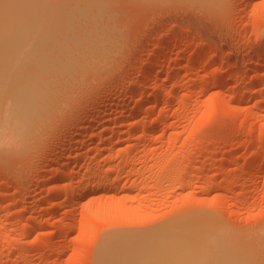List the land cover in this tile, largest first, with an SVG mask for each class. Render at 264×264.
I'll return each instance as SVG.
<instances>
[{
  "label": "rangeland",
  "instance_id": "rangeland-1",
  "mask_svg": "<svg viewBox=\"0 0 264 264\" xmlns=\"http://www.w3.org/2000/svg\"><path fill=\"white\" fill-rule=\"evenodd\" d=\"M39 1L69 23L58 38L73 53L56 37L42 45L45 75L36 51L22 58L33 64L21 63L33 77L22 84L45 97L23 142L8 131L0 141V264H98L107 236L194 214L222 225L218 242L232 236L247 264H264V0ZM226 247L166 261L240 257Z\"/></svg>",
  "mask_w": 264,
  "mask_h": 264
},
{
  "label": "bare ground",
  "instance_id": "bare-ground-1",
  "mask_svg": "<svg viewBox=\"0 0 264 264\" xmlns=\"http://www.w3.org/2000/svg\"><path fill=\"white\" fill-rule=\"evenodd\" d=\"M68 1H70V0H68ZM212 1H214V0H212ZM38 2H40V1L39 0H0V141L2 139L4 141L5 136H7V134L5 136H4V134L8 131V132L12 133V135L15 137V139L20 140L21 142H23V140L25 139V136L26 135L28 136L30 134V133L29 134H27V133L30 131V128L32 127V122H33L32 118L38 116V115L35 116L36 110H37V109L35 110V104H36L35 97H37L38 95H40V94H42L44 92H42V93L39 92L38 93L39 89L37 91L38 87L36 88V82L33 81V80L28 82V84L26 83L24 85V83L30 78V77L29 78L27 77L28 75H30V73L28 72L29 70H26L28 73H25V75L26 74H28V75H26V77H23L25 75H23L24 72L22 71L24 69V66L21 67V63H23V61H24V60L22 61V58L26 54L28 55V53H30V52L34 53V51H36L37 52L36 55L38 54V56H36L35 53H34V55L37 57V62L41 66L40 67L41 70L45 71V72H42V74L44 73L43 75H45L46 72L48 74V70L46 68L49 69V66H50V63H51V62H49L50 61L49 59H51L52 57L49 58L45 54L46 51L45 52L42 51V45H43V48H44V46H46L44 44H46L47 42H48L47 44H49V41L52 42L53 40H57L58 39L56 41L58 43V45L60 43H62L61 46H63V48H65V50H66V48L69 49L68 51L66 50L67 52H69V54L73 53V52L70 51V45H71V44H69L70 42L68 43L69 46H67L68 44L63 43V42H66V43L68 42L66 39L62 40L60 38V36L58 38L59 32H60L61 35H63L62 34L63 31H61V30L66 28L65 26H67V28H69V23L68 24L66 23L67 25L66 24L64 25V22L60 23V20H58L59 17L57 18V16L55 17V15H53L55 17V18H53V16L51 15L52 12H50L51 10L48 9L49 8L48 4H50V3L47 4L46 0L44 1V3H46V5H47V6H45L46 7L45 9H48V11H49L50 15L52 16V18H50L51 16H48L49 13L47 14V16L45 14L43 15L42 10H44V8L41 5L39 6ZM57 7L60 8L61 6L60 7L57 6ZM97 7L98 6L96 5V8ZM90 8H91V5H90ZM99 8H100V6H99ZM73 14H72V16H73ZM82 14L84 15L85 13L82 12ZM76 16H78V15H76ZM71 18L73 19V17H71ZM60 19H61V17H60ZM71 21L72 20H69L68 22H71ZM73 26H74V28H76L75 25H73ZM64 30H66V29H64ZM70 32H72V30H70L69 32H66V33H68L70 35L71 34ZM74 32L76 33V31L73 30L72 33H74ZM85 35H86V33H85ZM92 35L94 36L95 34H92ZM80 36L81 35H79V38H80ZM97 37H98V35H97ZM89 39L90 38H88L87 41H89ZM76 42H77L76 43V45H77L79 43V40H77ZM98 42H99V40H98ZM88 43H90V42H88ZM88 43H86V44L89 47L91 43L90 44H88ZM63 44L66 45L67 47L64 46ZM83 44L85 45V42L81 43V41H80V45L84 46ZM50 45H52V44H50ZM80 45L78 44V46H80ZM72 46H74L73 43H72ZM98 46L100 47V45H98ZM98 46L96 48L98 49V51H100L101 49L98 48ZM56 47H57V45H56ZM91 48H93L92 50H96V49H94L93 45H92ZM43 50H45V48ZM87 50L89 51V48ZM72 51L75 52V48H74V50L72 49ZM79 51L80 50H78V52ZM108 51H109V48H108ZM33 53H32V55H33ZM54 54H55V52H54ZM89 54H91V53L89 52ZM93 54H95V56ZM93 54H92V56L96 57V53H93ZM72 55H75V53L72 54ZM49 56H50V54H49ZM51 56H53V54ZM69 57L73 58V59L69 58L70 60H68V61L71 62V64L73 66H75L74 63L77 64V62H74L75 61L74 60L75 56H69ZM77 57H79V55H77ZM159 57H160V55H159ZM63 60L65 61L66 57L63 58ZM25 63L26 64L23 63V65H25V67L27 66L25 68V69H27L29 67L28 65H30V64L28 63V65H27V62H25ZM46 64H49V65H46ZM57 65H60V64L57 62ZM51 66H54V65H51ZM68 66L67 67L64 66V68H65V70L67 72H68L67 68L69 69L71 67L69 64H68ZM76 66H78V65H76ZM32 67H33V64L29 68L33 69ZM20 68H23V69L19 70ZM71 68H70V70L72 71L73 68L72 69ZM25 69H24V71H25ZM51 70H53V69H51ZM70 70H69V72H70ZM75 70H77V69L75 68ZM33 71L34 72L36 71L35 68H34ZM61 71H62V69H61ZM50 72H52V71H50ZM78 72H79V70H78ZM31 73H32V75H36V72H35V74H33V72H31ZM45 77L47 78V75L44 76V78ZM31 78L33 79L32 76H31ZM44 78H42V80L47 85V82H46V80ZM22 79L23 80L25 79V81H22ZM22 82H24V83L22 84ZM43 84H41L43 87L42 86H40V87L44 88ZM36 92H37V94H36ZM43 96L45 97L44 94L41 95L42 98H44ZM36 100L38 101L39 98L36 99ZM39 101H41L40 104L43 103L42 100H39ZM155 103H157V104L160 103V99L156 100ZM115 104H117V103H115ZM37 105H39V104H37ZM43 105H44V103H43ZM36 108H38V106H36ZM38 110H39V108H38ZM40 111H43V110H40ZM40 115L42 116V114H40ZM91 118L92 117L90 115L85 120L91 121ZM93 118H94V115H93ZM34 122H36V121H34ZM85 123H88V122H85ZM34 128H35V126H34ZM83 129H84L83 126H79L77 128V133H79L78 131H82ZM82 133H84V132H82ZM84 135H81L80 137H83ZM84 137H86V136H84ZM85 143H86V141H85ZM4 149H3V151H5ZM63 171H64V169L60 170V173L58 174L59 176H61L60 178H62V172ZM57 181H59V180L57 179ZM79 191H80V194H82L84 196L85 193L86 194L88 193L87 192L88 188L85 189V187H84V189L81 188V190H79ZM59 194H61V193H59ZM67 196H68L69 199L70 198L72 199V196H74V193L69 191ZM78 196H79V194H78ZM196 215L194 214V217L190 216V219H187V217H185L186 220H182V221L178 220L176 222V224L174 223L175 226L170 227L168 229L160 228V230L156 229V231L152 230L150 232H147V231H143V232L141 231V232H137V233L133 232L134 234L131 233L132 235L130 233L129 234H127V233H124V234L116 233V235H112V238H111V236H107V240L109 241L108 244H105L104 243L105 240H104L103 244H105V245L101 244L102 247L100 246L101 248H99L100 250H98L100 252L98 254L102 255L105 258H101L102 261L100 263H99V261H97V262H98V264H168L167 261H166V258L170 257V256H174L175 254L182 253V254H185V255L200 256V255H204V254L208 253L206 255V257H208L209 254L213 253V252H211L212 249L213 250L216 249V248H214L215 245H217V248H218L219 244L221 246L222 244H225V242L228 243V240H229V243H231L230 240H232V238H231L232 236H228V239L224 240V242H221L222 244L218 242V240L219 239L221 240V238L223 236H224L223 238H226V236H227V234H226V236L223 235V233L226 231V229H224L222 225H221L222 226V228H221L219 223L217 222L218 223L217 224L215 220H214L215 223H213L212 222L213 219H212L210 221V223L212 222L214 225L217 224L216 226L218 227V225H219L220 228L216 227V229L213 230L214 228L211 227V226H213V224H211V226L208 225V227L209 226L211 227V229H209V228H207V224H208L209 221H207V224L204 225L203 223H205V222H203V220L205 219V217L203 219V217L199 218V217H201V215L198 214L199 217L196 216ZM195 217H196V219H195ZM191 218H193V219H191ZM208 218H210V217H206L205 220H207ZM199 224L200 225L203 224L204 227L205 226L206 227L205 228L204 227L201 228V226ZM220 229H222V231H219ZM218 232H221L222 234L220 233V235H219ZM226 233H228V232L226 231ZM113 236L115 238H113ZM117 236H119V237H117ZM220 236H222V237H220ZM109 237L111 238V240L113 239L112 242H111V240H109L110 239ZM229 237H230V239H229ZM114 241H116V242L113 243ZM229 243H228L229 246H227V244H226V245H224V248L227 246V247H229L230 251L233 250V252H234L235 248H238L237 245L234 242L231 243V244H229ZM233 244H235L234 245L235 248L232 246ZM231 247H233V248H231ZM221 248H222V250H224V248L222 246H221ZM221 248H220V252L217 251V249L214 250L216 252V254L215 255H214V253L211 254V257H212V255H214V258H215V256L217 257L218 255L219 256L223 255L224 251H223V254H222L221 253L222 252ZM236 250L238 252L239 248L236 249ZM241 251L242 250L239 251V253H238L239 255L238 256L243 254ZM219 253H221V254H219ZM225 253L228 256V253L227 252H225ZM235 255L237 256L236 253H235ZM235 255H234V257H235ZM153 256H155V258H152ZM242 256L237 257V258L235 257L236 258V260H235V258H233V255H230L228 258H233L235 261H232L233 259L232 260L230 259L228 264H243L242 262H236L238 258H240V259L242 258L245 261V263H246L244 255H242ZM221 257H223V256H221ZM225 259L227 260V258H225ZM240 259H238V261H240ZM213 260H210V261L212 262ZM227 261H224V262L227 263ZM216 262H217V264H221L220 261L219 262L216 261ZM212 263L215 264L214 261Z\"/></svg>",
  "mask_w": 264,
  "mask_h": 264
}]
</instances>
